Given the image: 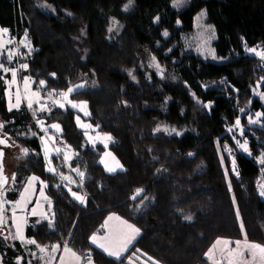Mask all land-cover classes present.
Segmentation results:
<instances>
[{"label": "trees", "instance_id": "trees-1", "mask_svg": "<svg viewBox=\"0 0 264 264\" xmlns=\"http://www.w3.org/2000/svg\"><path fill=\"white\" fill-rule=\"evenodd\" d=\"M173 1L0 0V27L16 41L29 40V53L24 49L25 56L20 55L29 67L19 72L31 77L36 88L46 82L43 98L83 85L69 99L87 103L85 120L111 136L108 148L123 167L113 173L103 169L105 147L87 143L75 122L78 111L48 101L52 111L38 113L37 120L47 127L58 124L60 130L52 131L62 140L60 154L55 150L49 164L38 138L49 131L39 130L27 107L7 110L0 70L1 135L29 150L20 173L24 178L36 174L46 183L52 205V219L31 218L25 227L27 240L36 241L32 248L65 245L96 264H125L131 252L156 264H206L204 252L217 238L264 245V197L259 195L264 165L257 158L264 153V115L254 125L247 118L264 113L260 100L251 96L253 86L264 92V61L248 52L264 50V0H189L180 9ZM202 12L215 33V59L183 42ZM111 17L122 29L110 39ZM141 49L164 67L163 76L149 71ZM130 69L137 83L129 79ZM237 119L251 157L235 151L228 129ZM156 122L184 132L154 134ZM69 188L86 203L75 200ZM138 189L143 191L131 199ZM113 213L140 229L121 259L90 241L92 234L103 233V222ZM18 259L27 264L20 243L9 245L0 238V262L17 264Z\"/></svg>", "mask_w": 264, "mask_h": 264}, {"label": "rangeland", "instance_id": "rangeland-1", "mask_svg": "<svg viewBox=\"0 0 264 264\" xmlns=\"http://www.w3.org/2000/svg\"><path fill=\"white\" fill-rule=\"evenodd\" d=\"M188 1L189 0H174L172 2V6H174V8H176V9H180ZM194 21H195L194 22V29L192 31V34L185 37L183 42L185 43V46L187 49L189 48L195 52L197 51L199 54L203 55V57H205V58L213 59L214 50L212 47V41L215 38V33H214L212 27L206 22V20H204V15L201 17V13L196 15ZM109 28H112L111 32L108 31ZM0 29H3V28L0 27ZM121 29H122V25L119 24L117 20H115L112 17L109 18L108 26H107V37L108 38L111 39V38L116 37L117 34L120 33ZM83 34H84V29L81 30L80 36H82ZM20 39H21L20 41H16L15 39H13L10 36L9 32L7 34L0 33V45H2V47H0V54H2V55H0V63H3L4 67L10 68V69L14 67L18 70L17 84L11 85L10 89H9V82L11 80V73L10 72L9 73H3V71L1 70L2 74H4V85H5L4 96L6 99V107L8 106V102H9V98H8V94H7L9 91H11V93H12V102L13 103H15L16 93L17 92L20 93V95H21V107H27V99L25 97H26V95L30 94L31 92H35V91L40 92L39 103L46 100V101H49L53 105V101H60L61 103L65 104V107L66 106L71 107L70 104H68L66 101H63L60 98V94H57L56 96H54L53 94H49V98H43V96L41 94L42 88L41 87L36 88L34 86L35 83L31 77L27 76L26 74H21L19 72V68L17 67L16 62H15L16 59H18L17 58L18 55L25 56V54L29 53V51H30L29 40L26 39L25 36H22ZM8 41H11V43H8ZM25 45H27V47ZM24 49L26 50V53H23ZM255 49L258 52L264 51V50H260L257 48H255ZM140 51L143 54L142 56H144V58H143L144 62L143 63H145V65H146V67H148L149 71L153 72L157 77L163 76L165 69H164V67H161V65L158 63L157 59L155 58V63L159 64V69H157L155 67H150L149 65L153 64L152 58L154 56H152V54H150L146 49H141ZM249 53H251V52H249ZM253 54H255V53H253ZM8 55H13V59L11 62L7 61ZM214 55H215V53H214ZM261 61L263 62L264 59H261ZM129 73H131V75H129ZM133 76L135 77V79H133ZM145 76L148 78L149 73H145ZM24 77L30 78V83L28 86V93H25V86L23 84V78ZM128 77L133 82H135V83L138 82V79L135 75L134 69H130V71H128ZM74 89H77V86ZM251 96L256 97L258 100H260L262 107H264V99L260 98L261 96H264V92H262L260 90L259 86H253L252 91H251ZM32 99L34 101L36 100L35 97H32ZM75 103L81 104L82 102H76L75 101ZM38 106L39 105L34 102L33 108L30 109V113L33 114V111H36V116H38V111H37ZM246 106H249V103H247ZM72 109H74L75 111L76 110L78 111L75 122H76V125L84 131V133H87V135L85 134L87 143H89L91 145L101 144L103 147H104V144H107V148H104L103 153L100 157L101 160L104 161V163H101L103 166V169H105L107 171V169L105 167V165H107L108 167L116 168L115 172L122 171L123 167H122L121 163L119 162V160L113 155V153L108 148L110 140L104 139V137L108 136V135H105V134L100 133V132L98 133L96 128L93 127V125H91L88 120L87 121L85 120V118L88 116V114H87V103H86V106H84L82 108L77 107V108H72ZM250 114L251 113L247 114L248 119L260 120V118L256 117V115H255L256 113H254L253 118L249 116ZM36 116H34V117H36ZM32 117H33V115H32ZM34 117H33V119H34ZM34 120L36 121L35 123L38 126L39 130L42 131L41 126L37 123L38 120L37 119H34ZM0 122H2L1 118H0ZM83 125H89L90 127H83ZM234 125H235V122L232 124V126L229 127V129L230 128L233 129V131H232L233 136H235L236 139L243 142V140L245 138H243V136L240 135V129L235 128ZM43 127L46 130H48L49 133L43 134L38 138L40 139L41 150L43 151L44 158L46 161H48L50 159L51 155L55 152V150L59 149V146H57L56 142H55V135L56 134L59 135V132L58 131L53 132L52 130H54V128H52L51 126L47 127L43 124ZM240 127L243 129L244 126L242 127V125L240 124ZM157 129H160V130L157 131ZM165 129H167V131H165ZM173 129H175V131H173ZM183 132H184V130H180L178 128L176 129L175 127H172L169 124H166V123L164 124L162 122H156L155 127H154V134L155 133H162L165 135L167 134L170 136H177V133H180V135H182ZM89 137H92V139L90 140ZM6 139L9 140L8 138H6ZM9 142L11 143L12 147H10L6 150L7 152H6L3 163L5 166V173L9 172L10 174L8 175L7 187L3 191L4 196L1 198V200L4 203V213H3L4 225H3V227L6 230V232H5V234L0 233V238L2 239V241L6 242L9 245L12 244L14 241H18L20 243V246L22 247V250L24 251V253L26 255L27 264H64V263L65 264L66 263L67 264H73L75 262V257H73L71 255V253L67 252L66 250H65L64 254L62 255V254H59V250H60L59 248H56V250L53 251V248L55 246L48 247V248L37 246L35 248H32L31 244L26 243L27 238L25 235V231H26L25 227L28 224L29 220L31 218H34L35 222H36V221H40V220L52 219V217H53L52 216V205H51V203L49 204V201H50L49 197L45 193L46 187H44L43 190H44V194L48 197V200H45L44 197H42L40 195V190L42 187V185H41L42 180H40V178L36 174H30L24 178V173L23 174L20 173V171L23 169L22 168L23 167V162H22L23 151L20 148V146H18V144H16L13 140L10 139ZM45 144H47V149H48V153H49V156L47 158L45 157V154H44ZM248 147H249V145H248ZM235 151L241 152L243 155L246 154L250 157L253 155V152H251V150H249L251 155H249L247 153H243L242 150H239L237 147L235 148ZM105 152L111 153V155L106 156ZM260 157L261 156L257 157L258 161H259ZM117 162L119 164V167L117 166ZM108 173H113V172H108ZM18 176H21L20 181H18ZM32 176L38 177L39 180L34 181L32 183V186L29 188L28 193H25L27 200L29 202L22 209L21 208H15L14 209L15 202L20 200V193L23 192L24 187L27 186V182ZM13 177H15V181H13V179H12ZM43 184L46 185V183H44V182H43ZM77 194L81 195V193H77ZM33 209L36 210V213H37L36 215L31 214ZM13 211H15V216H13ZM110 216H112L114 218L112 220H108V217H110ZM115 217H119L120 219L117 220V219H115ZM121 220L127 221L128 224H131L135 228L139 229V227L137 225L131 223L130 221H128L126 219L124 220L123 218L118 216L116 213L110 214L109 216L106 217V219L103 222V228H104L103 233L92 234V236L96 235L98 237L97 244H93V245L96 248L100 249L101 251H103V250L98 247V245L101 243H104L106 246H108L110 248L119 247V243L117 241H113L112 243H109L108 241L104 240L103 238L108 236L110 231H113V230H116L119 232V236L121 239L130 235L131 234L130 230L127 229V227L125 225L121 224ZM105 221H107V227H104ZM17 222L20 223L22 226L24 241H21L20 239L15 238L16 237V223ZM138 236H136V239ZM218 239L228 240V241L233 242L229 245L230 248L236 247L234 242L237 240L241 241L242 244L245 242V239H237V240H232L229 238H226V239L225 238H217V239H215L213 244H211L206 249V251L204 252V257L207 260L206 264H227V261L222 257L221 251H220L225 246L223 244H220V245H216V248L213 249V245L215 244V242ZM90 241H91V239H90ZM247 242L248 243H254L251 241H247ZM255 244H257V243H255ZM132 245L133 244L129 245L127 251L122 253L121 258L126 255V253L130 250ZM260 245L264 246L263 244H260ZM41 248L45 249V251L41 252L40 251ZM210 250H212V254L206 255V253H209ZM58 255H59V258H58V261H56ZM77 256L81 257V259L79 260L80 264H88V260L83 259V256H80L79 254H77ZM126 257L127 258H126L125 264H156L152 259L147 261L146 259H144V257L140 256V254L138 252H131ZM245 257H246V259H249V260L252 259L251 256H249V254L247 252H245ZM111 258L116 259L115 257H111ZM217 259L220 260L219 263L217 262ZM0 264H3V263L0 262ZM92 264H96L94 262V260H92ZM255 264H259V262L256 261Z\"/></svg>", "mask_w": 264, "mask_h": 264}, {"label": "snow or ice", "instance_id": "snow-or-ice-1", "mask_svg": "<svg viewBox=\"0 0 264 264\" xmlns=\"http://www.w3.org/2000/svg\"><path fill=\"white\" fill-rule=\"evenodd\" d=\"M131 3H132V0H129V4H131ZM128 7H129V5H125V10H127ZM203 15H205V13L202 12L201 13V17ZM108 31L111 32L112 28H109ZM8 32H9V29H7V28L0 29V33L7 34ZM163 35L165 37H167L168 33L164 32ZM8 43H11V41H8ZM25 46L27 47V45H25ZM0 47H2V45H0ZM248 51L251 52V53H255V55L259 56L261 59H264V51L258 52L255 48L248 49ZM0 55H2V54H0ZM13 55H8L7 56V61L11 62L12 59H13ZM152 59H153V64H150L149 66L159 69V64L155 63V57H153ZM213 59H215L214 53H213ZM28 67H29L28 64H21L20 65V69L21 70H27ZM0 70H2L3 73H9V72L11 73V80L9 82V89L11 88V85L17 84L18 70L16 68L13 67V68L10 69V68L4 67L3 63H0ZM52 75L54 76L55 74H52ZM129 75H131V73H129ZM0 79H2V77H0ZM133 79H135L134 76H133ZM29 83H30V78L29 77H24L23 78V84L25 86V93H28ZM39 85H40L41 88H45L46 87V82L41 80V81H39ZM80 87H83V85H78L77 89L80 88ZM75 90L76 89L71 88V87L68 88V90L66 92L60 93V98L63 101H66L68 104H70L72 108H77V107H81L82 108V107L86 106V102H82L81 104H77V103H75V102H73V101H71L69 99V95L71 93H73ZM7 94H8V98H9L7 110L9 112H11L13 109L19 110L20 107H21V95H20V93L19 92L16 93V95H15V103L12 102V93H11V91H9ZM32 97H35L36 100L34 101L32 99ZM25 98L27 99V108L28 109H32L33 108V104L35 102V103L39 104L38 111H40V112L48 111L49 113L51 112V108H49L45 104H40L39 103V101H40V92L39 91L31 92L30 94L26 95ZM260 98L264 99V96H261ZM53 104H55L59 108H64L65 107V104L61 103L60 101H53ZM240 111H243V109H241ZM35 115H36V111H33V116H35ZM255 115H256L257 118H259L262 115H264V113L257 112ZM37 123L41 126V130L42 131H46V129L43 127V120H38ZM248 123L254 125V124L259 123V120L258 119H256V120L249 119ZM240 124H241L240 120L237 119L235 121L234 127L240 129V135L243 136L244 135V129H242L240 127ZM4 127H5V123L0 122V130H2ZM51 127L54 128V129H57L58 131L60 130V126L58 124H53V125H51ZM83 127H90V126L89 125H83ZM159 130L160 129H157V131H159ZM165 131H167V129H165ZM173 131H175V129H173ZM228 131L232 132L233 129L230 128V129H228ZM85 134L87 135V133H85ZM32 135L35 136L36 133H33ZM177 135H180V133H177ZM89 139L91 140L92 137H89ZM104 139L105 140H111V136H105ZM233 139L235 140L236 147L239 150H242L243 153H247V154L251 155V153L249 151V147H248L249 141L247 139H244L243 142H241L240 140L236 139L235 136H233ZM0 145H6L7 146V141L4 140V139H0ZM104 147L107 148V144H104ZM225 150L228 151L229 155H232V152H231L230 149H228L227 145H225ZM22 151H23L25 156H27L29 154V150L27 148L22 149ZM60 151H61L60 149L56 150L57 155L60 154ZM44 154H45L46 158L49 156L48 149H47V144H45ZM105 155L108 156V155H111V153L105 152ZM2 157H3V151L0 150V159H2ZM64 160L68 161L69 157L67 155H65L64 156ZM100 162L104 163L103 160H101ZM259 162H260L261 165H264V153L261 154ZM48 163L49 164L51 163L50 159L48 160ZM232 163L235 164V160L234 159H233ZM117 166L119 167L118 162H117ZM105 167H106L108 172H115L116 171V168H114V167H108L107 165H105ZM2 171H3V166H2V163H0V189H2L3 186L8 183V177L3 176L2 175ZM47 171L50 172V173L55 174V169L53 167H48ZM73 171L78 172V174H79V176L81 178L84 177V173L83 172H79L78 169H73ZM226 174H227V170H226ZM12 179H13V181H15V177H13ZM61 179L62 180H69V177L68 176H64L63 174H61ZM37 180H39V178L36 177V176H32L28 180L27 186L24 187L23 192L20 193V200L16 201L15 204H14V209L15 208H21L22 209L29 202L27 200V197H26L25 193H28L29 188L32 186V183L34 181H37ZM41 185H42V187H41V190H40V195L42 197H44L45 200H48V197L44 194V190H43V188L46 187V185H44L42 181H41ZM57 187H59V185H57ZM229 188H231V185H229ZM262 188H264V186H262ZM68 191L71 193V196L75 200L79 201L81 204H85L86 203V198L84 196L78 195L77 192L72 191L70 188L68 189ZM142 191H143L142 189H138L136 195L131 197V199L135 200L137 198V196H139L141 194ZM259 195L261 197H264V190H261ZM3 196H4V192L0 191V198H2ZM50 203H51V201H49V204ZM3 213H4V203H3L2 200H0V223H4ZM31 214L32 215H36L37 214L36 210L33 209ZM13 216H15V211H13ZM237 217L239 218V212L238 211H237ZM113 218L114 217L110 216V217H108V220H112ZM115 219L119 220L120 218L119 217H115ZM185 219L186 220H191L192 217L188 216V217H185ZM121 224L125 225L127 227V229L130 230V233H131L130 235H128L127 237L121 239L120 236H119V232L116 231V230H113V231H110L108 236L103 238L104 240L108 241L109 243H112L113 241H117L119 243V247L110 248V247L106 246L104 243H101V244L98 245V247L101 248L108 256L115 257L116 259H120L121 258L122 253L127 251L128 246L132 244L133 240H135L136 236H138L139 233H140V229L135 228L131 224H128L127 221L121 220ZM104 227H107V221H105ZM241 230H243V224L242 223H241ZM15 238H18L21 241H24L23 229H22L21 224L18 223V222L16 223V237ZM90 239H91V243L92 244H97L98 237L96 235H93ZM26 243H28V244H36V241L32 240V239H28L26 241ZM231 243H233V242L228 241V240H220V239H218L215 242V244L213 245V249L216 248V245L223 244L225 246L220 251H221L222 257L227 261V264H255L256 261H258L259 264H264V246H262L260 244H255V243H248L247 240H245V242L242 244L241 241L237 240V241L234 242L236 247L235 248H230L229 245ZM59 247H60L59 245H56L53 248V251H55L56 248H59ZM65 250L67 252H70L71 255L73 257H75L77 260L81 259V257L77 256V254L75 252H73L70 248H66ZM40 251L43 252V251H45V249L41 248ZM245 252H247L249 254V256H251V258H252L251 260L246 259ZM211 254H212V250H210L209 253H206V255H211ZM87 259H88V264H92V260H91V256L90 255L87 257ZM149 259H152V258L149 257ZM17 264H19V259H18Z\"/></svg>", "mask_w": 264, "mask_h": 264}, {"label": "water", "instance_id": "water-1", "mask_svg": "<svg viewBox=\"0 0 264 264\" xmlns=\"http://www.w3.org/2000/svg\"><path fill=\"white\" fill-rule=\"evenodd\" d=\"M0 139H4V140L7 141V146L6 145H0V150L3 151V157H2V159H0V163H2V166H3L2 175L5 176V177H8V175L10 173L9 172L8 173H5V166H4V163L3 162H4L5 154L7 152L6 150L8 148L12 147V146H11V143L9 142V140H7L4 136L1 135V132H0ZM6 187H7V184H5L3 186V188L0 189V191H4L6 189ZM0 200H1V198H0ZM3 220H4V218H3ZM3 225H4V223H0V233L1 234H5V232H6V230L4 229Z\"/></svg>", "mask_w": 264, "mask_h": 264}, {"label": "built area", "instance_id": "built-area-1", "mask_svg": "<svg viewBox=\"0 0 264 264\" xmlns=\"http://www.w3.org/2000/svg\"><path fill=\"white\" fill-rule=\"evenodd\" d=\"M20 57V58H19ZM18 59H16V65H17V67L19 68V70L20 71H23V72H25V71H27V70H21L20 69V65L21 64H27V63H25V62H23L22 61V58H21V56L20 55H18V57H17ZM40 104H45V105H47L49 108H51V111H52V109H53V107H52V105H50V103L48 102V101H42ZM39 105V104H38ZM38 108H39V106L37 107V111H38ZM28 109V108H27ZM29 111H30V109H28ZM38 113H49L48 111H43V112H40V111H38ZM33 115V114H32ZM36 116V115H35ZM34 117V116H33ZM34 119H37V117H34ZM43 133H47L48 132V130H46V131H42ZM55 142H56V145L57 146H61L62 145V140H61V138H59V135L58 134H56L55 135ZM55 149V148H54ZM217 262L219 263L220 262V260L219 259H217Z\"/></svg>", "mask_w": 264, "mask_h": 264}, {"label": "crops", "instance_id": "crops-1", "mask_svg": "<svg viewBox=\"0 0 264 264\" xmlns=\"http://www.w3.org/2000/svg\"><path fill=\"white\" fill-rule=\"evenodd\" d=\"M20 40H21V39H20ZM20 40H19V41H20ZM103 230H104V228H103ZM133 241L135 242L136 240H133ZM134 242H133V243H134ZM133 243H132V244H133ZM91 244H92V243H91ZM66 248H67V246H65V245L62 246V247H59V249H60V250H59V254H62V255H63L64 252H65V249H66ZM58 258H59V255H58L56 261H58ZM60 260H61V259H60ZM86 260H88V259H86ZM60 262H61V261H60ZM64 264H65V263H64ZM66 264H67V263H66ZM73 264H80V262H79V260H76V258H75V262H74Z\"/></svg>", "mask_w": 264, "mask_h": 264}]
</instances>
